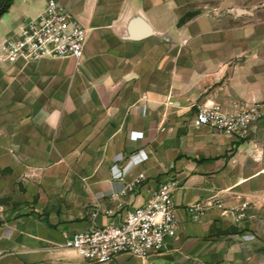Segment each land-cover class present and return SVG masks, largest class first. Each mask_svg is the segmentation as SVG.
<instances>
[{
    "label": "crops",
    "instance_id": "0c3cea01",
    "mask_svg": "<svg viewBox=\"0 0 264 264\" xmlns=\"http://www.w3.org/2000/svg\"><path fill=\"white\" fill-rule=\"evenodd\" d=\"M55 1L86 31L82 58H0V264H90L65 238L120 224L167 181L175 236L103 264H264V55L206 21V0ZM45 2L12 0L0 45ZM241 103L263 116L240 144L192 126L194 105ZM210 199L192 221L187 207Z\"/></svg>",
    "mask_w": 264,
    "mask_h": 264
},
{
    "label": "built area",
    "instance_id": "2783aa9c",
    "mask_svg": "<svg viewBox=\"0 0 264 264\" xmlns=\"http://www.w3.org/2000/svg\"><path fill=\"white\" fill-rule=\"evenodd\" d=\"M86 31L72 15L55 0H46L43 11L35 18L22 22L17 33L6 39L0 46V58L6 63L17 61L35 62L41 59H73L79 61L83 55ZM263 116L259 104H235L229 109L217 105H194L192 126L206 127L217 134L234 141L247 137L249 131ZM140 133H130L134 142ZM134 147L131 152L140 151ZM126 167L122 168L121 176ZM144 179L138 174L130 187ZM176 184L167 181L159 184L150 199L140 207L126 212L120 224L107 226L90 225L86 230L65 238L64 248L90 264H103L113 261L119 255L147 259L159 253L166 238H173L177 231L172 194ZM213 199L187 207L192 221H198ZM245 207L238 209L236 217L243 216ZM94 217L95 214L90 215Z\"/></svg>",
    "mask_w": 264,
    "mask_h": 264
},
{
    "label": "rangeland",
    "instance_id": "374dc122",
    "mask_svg": "<svg viewBox=\"0 0 264 264\" xmlns=\"http://www.w3.org/2000/svg\"><path fill=\"white\" fill-rule=\"evenodd\" d=\"M237 10L241 13L237 14ZM201 11L203 18L218 29L225 32L230 28H237L240 41L252 42L253 47L242 50L253 52L254 55H264V0H206ZM0 23L6 24L7 17ZM223 34L224 39L231 38L229 34ZM2 174L0 179L5 180L6 176ZM7 187L5 182L0 183V202L5 201Z\"/></svg>",
    "mask_w": 264,
    "mask_h": 264
},
{
    "label": "trees",
    "instance_id": "16d2710c",
    "mask_svg": "<svg viewBox=\"0 0 264 264\" xmlns=\"http://www.w3.org/2000/svg\"><path fill=\"white\" fill-rule=\"evenodd\" d=\"M12 0H0V18L3 14H5L7 12V10L9 9L10 5H11ZM197 15V12H187L184 15H182L179 20L176 23L177 27L182 26L183 24H185L188 20H190L191 18H193L194 16ZM243 141L240 140L238 141V144L242 143Z\"/></svg>",
    "mask_w": 264,
    "mask_h": 264
},
{
    "label": "water",
    "instance_id": "95a60500",
    "mask_svg": "<svg viewBox=\"0 0 264 264\" xmlns=\"http://www.w3.org/2000/svg\"><path fill=\"white\" fill-rule=\"evenodd\" d=\"M236 13L239 14V13H241V11L237 10Z\"/></svg>",
    "mask_w": 264,
    "mask_h": 264
}]
</instances>
